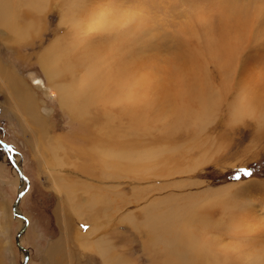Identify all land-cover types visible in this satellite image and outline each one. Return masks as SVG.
<instances>
[{"label":"rangeland","instance_id":"374dc122","mask_svg":"<svg viewBox=\"0 0 264 264\" xmlns=\"http://www.w3.org/2000/svg\"><path fill=\"white\" fill-rule=\"evenodd\" d=\"M68 2H43L40 13L23 5L19 22L32 23L38 31L32 36L34 31L30 30L31 38L27 40H19L0 27V264H104L97 252L81 244L90 232L92 239L111 244L112 255L129 264H204L170 260L161 247H153L144 226L145 212L149 204L160 200L161 204L167 200L166 206L175 210L182 205L184 209L199 207L205 202L201 206L204 208L200 207L201 218L207 225L206 235L218 247L234 248L233 244H241L250 251L264 247V0L236 1L250 18L241 29L233 24L225 26L230 38L227 41L226 37L225 42L231 53L227 54V65L226 61L214 58L209 43L211 36L205 26L207 17L217 22L222 8L229 3L227 0H93L94 7L120 12L119 18L125 25L123 32L131 28L128 17L135 15V28L141 34H137V45L134 43L131 49L136 51L142 74L157 76L153 88L141 91L152 103L145 108L139 103V121H146L136 131L129 126L130 114L121 117L122 109L116 105L114 96H108L106 110L97 105L91 108L89 117L79 118L66 111L58 95L50 89L51 84L38 62L52 42L62 39V45H70L67 47L68 57L72 56L69 71L59 79L68 84L73 82V77L85 74L88 66L84 64L86 57L82 50L75 48L74 38L92 37L93 47L104 45L102 36L94 35L92 30L93 14L88 18L90 27L84 35L77 34L79 37L62 25L61 17ZM85 6V11L90 13L93 6ZM218 26L214 24L216 29ZM82 41L81 48H85L86 41ZM123 58L128 59L129 55ZM188 61L194 68H200L191 72ZM125 64L132 63H120L121 67ZM90 71L93 76V70ZM193 73L200 74L198 80L206 89L203 94L209 99L210 112L202 115L201 120L194 119L202 109L199 99L195 100L197 89H192L185 106L191 113L197 110L193 112L196 116L192 114L197 121L191 120V116L188 120L180 116L179 120H165V115L172 116L175 109L169 106L161 116L160 107L169 103L177 105L183 90L189 92ZM10 74L25 81L32 90L36 97L35 117L11 84L14 77ZM104 79H107L105 86L111 89L117 84L116 79L108 80L106 76ZM239 102L253 116L245 111L242 115ZM233 103L238 108H233ZM105 112L119 127L114 125V129ZM53 139L61 140L65 146L60 156L67 165L60 172L47 161ZM107 141L113 147H119L121 142L123 147L138 144L140 149L163 147L165 152L155 159L156 169H142L139 174L124 171L117 173L118 179L106 173L104 161L90 151ZM61 179L75 187L73 205L57 188ZM100 194L109 197L108 210L106 205L90 208V197ZM208 197L212 202L219 197L220 204L208 205ZM173 202V206L169 205ZM73 207L81 210L79 215ZM192 215L189 213V217ZM230 216L237 228L230 227ZM230 255L234 257L236 253ZM220 260L223 258L219 257Z\"/></svg>","mask_w":264,"mask_h":264},{"label":"bare ground","instance_id":"6f19581e","mask_svg":"<svg viewBox=\"0 0 264 264\" xmlns=\"http://www.w3.org/2000/svg\"><path fill=\"white\" fill-rule=\"evenodd\" d=\"M48 1L47 0H0V27L3 30H5L6 33H10L11 35H13L19 40H27L31 38L30 30L34 31L32 36H34L35 34H38L36 33L38 31L34 30L36 28H33L34 25L31 26L32 23L21 25V23L19 22V19H20L19 10L23 7V5H26L38 11L40 10L41 4L43 2L47 3ZM236 1L237 0H227V2L229 3H227L222 8V11L219 13L220 16L217 17V22H215L219 24L217 29L214 27L215 23L213 19L211 20L210 17H207V23L205 25L207 32L210 33L208 34L211 36L210 38L211 42L209 43L212 45V51H213L214 58L218 61L219 60L226 61V62L223 61L226 65L229 64V61L227 63V60H228L227 57L231 53L225 42V39L228 35L227 30L225 29V26L233 24V26H235L236 28L241 29L243 26L246 25V23L249 21V18H250L249 16H247V13H244L245 10L239 7ZM68 4L69 6H66V9L63 12L62 17H61L62 25H65L70 31H73L72 33L76 34V37H79L77 36V34L82 35L83 33L84 35L85 31L90 27L88 18L90 14H93L94 20H95V28L92 30L95 33L94 35L98 33L102 36L103 38L102 44L104 45H101L99 48H95L92 45L94 42V41L93 42L91 41L92 37L86 36L87 37L86 39L85 38L84 39L74 38L76 40L75 41L73 37L71 36L72 39L75 41V42L73 41V43H75V46H76L75 48H77L80 51L82 50V52L84 53V57H86L84 59L85 60L84 64H88V66L84 70L85 74H83L82 72L83 75L80 73L78 77L77 76L73 77V80H72L73 82L69 81L70 83L68 84L67 82L65 83L63 81L61 82L59 79L66 72L69 71L68 62H70L69 57L71 55L68 57L69 48L67 47L70 45L68 46L62 45V39H56L54 42H52L46 48V50L39 56L40 58L38 62L46 78L51 84L50 89L53 90V92L56 95H58L61 106L66 111H68L72 116H76L79 118L89 117L91 108H96L97 105L103 106V108L106 110L107 106H104V104L107 102L108 96H114L116 97V100L118 102V104L116 105H118L122 109L121 117L123 114L125 115L130 114L131 121L129 123V126H131L132 130L136 131L137 130L136 128H138L141 125V122L146 121L143 119L142 121H139V117L141 118L140 116L141 113L139 109L141 105L139 103L141 102L144 108L146 106H149L152 103L150 97H146L147 96L146 93L145 92L143 93L141 91L142 90L149 91L151 87L153 88L155 83L157 82L156 81L157 76L156 77L155 76L145 77V73L142 74V72L139 69L140 65L136 62L138 60L136 51L134 52L132 50L133 48L131 49V46L134 43L137 45V42H138L137 34L139 33L141 34V32L138 33V31L135 28V23L133 21L135 15L131 13L134 16L128 17L127 22L131 28L128 27L129 30H127L126 29L127 26H126L125 28L126 30L125 32H123L122 28L125 25L122 24L123 19L120 20L121 18H119V16L121 15H119L120 12L119 14L117 13L118 10L114 9L115 12H113L112 10H105L100 6L94 7L93 0H69ZM85 5L93 6L91 7L92 10L88 8L90 10V13H88V11L87 12L85 11L86 10ZM242 8H245V7H242ZM41 9H43V5ZM128 10L130 11V9ZM38 13H40V11H38ZM86 14L88 17L86 16ZM121 24L123 26H121ZM201 33L203 32L201 31ZM227 38L228 39L226 40L228 41L230 38L229 37ZM140 39L141 41L143 40V38H140ZM82 40L86 41L85 48H81V42H83ZM142 43L143 44L145 43L144 40L142 41ZM126 47H127V50L125 49ZM126 54L129 55L128 59L123 58L124 55ZM70 58H72V56ZM127 62L132 63V64L131 65L125 64L123 65V67H121L120 63L122 64V63H127ZM188 63L189 65L190 64L192 65L190 68L191 72H195V68H200L198 66L194 68L191 61H188ZM92 65L96 69H99V71L93 69ZM2 67L4 68V66ZM90 69L93 70V73H94L93 76H92V72L90 71ZM72 70L74 71V69ZM138 71L141 72V75H138ZM5 72H4V75H5ZM13 75L10 74V76H13ZM105 76L108 78V80L116 79L114 81H116L117 84H115L112 89L110 87L105 86L106 82L104 80L107 81V79H104ZM183 76H185V74ZM192 76L194 80L191 84V88L189 89V92L187 93V90L185 88L183 90L182 95L179 96L178 94L179 97L177 98V102H178L177 105L174 106L172 105V103H169L167 107H163V106L160 107V109L163 111L161 116H164L165 111L169 106H173V108L175 109V114H173L170 117H167L165 115V118H166L165 120H167V118H170V119L175 118L179 120L177 118L178 116H180L179 117L180 119L188 120L190 116L192 117V114L196 116V114L193 112L195 111L197 112V110L193 109L191 113L190 109L185 106V103H187L186 102L187 99H190V92L193 91L192 89H197V92L195 93L194 91L193 93H195L194 96L197 97L195 100L199 99L201 109H202V111L198 112V115L196 116L198 118H194V119L201 120L202 115H204L208 111L210 102H209V99L204 95L205 94L204 91L206 89L205 90L203 89L204 86L201 87L200 81L198 80L200 78L199 77L200 74L193 73ZM182 77L180 79H182ZM12 79H10L12 83L11 81H8V82H10L12 85L14 84L16 88L15 90H17L19 95L24 99L26 109L30 112V114H32L33 117H35L36 116V109H35L36 104H35L34 99L36 97L31 93L32 90H30L29 85L25 81H21L17 77H14ZM183 79L181 80L182 82H184ZM110 84H113V83H110ZM137 85L139 87H137ZM163 86H165V84ZM11 88L13 87L11 86ZM191 97H193V95ZM126 103H129V104L133 103V104L128 105ZM135 104L138 106L136 107ZM240 104L237 106L238 107L242 106L241 110L238 109L241 112V114L243 111L247 113L250 112V111H247L248 109L245 110V108H243L242 103ZM235 105L236 103L232 105L233 108H238L237 106L235 107ZM107 112L104 113V116L108 119V121L111 124H113L112 126H114L115 125L114 120L112 119V116ZM248 115H251V114L248 113ZM237 116H241V115L237 114ZM142 117L144 119L147 118L144 116ZM193 117L191 120H194ZM197 120H194V121H197ZM203 121H200V122H203ZM163 123L164 122H162V124ZM40 124H43V121ZM115 126H118V124H116ZM115 126H114V129H115ZM134 135L136 134L134 133ZM101 139H105V138L103 137ZM53 141L50 142L51 144L49 145V148H48L49 150H48L47 161H48L49 166H51V168H55L58 172H60V171H63V168L66 166V163H64L63 161L64 158L60 156L61 154L60 152H62L63 150L65 151L64 149L65 146L62 145V142L59 139L58 140L53 139ZM102 144L103 145L98 146V147L94 146L90 151L95 154H98L101 157V159L104 161L105 170H110V171L113 170L112 172L113 174H117V173L122 174V172L124 171H126L127 173H132V174L138 173L139 174V172L142 169L151 171L153 170V168H155V166H157V162L155 161V159H157L158 156L161 157L163 153L165 152L163 147H160V148L158 147V150H154V149H149L147 147H143L140 149V146L138 144L130 146V147H126V146L123 147L121 142H119V147L111 146L108 143V141L106 143L102 142ZM17 167L19 170H21L19 166ZM112 173L110 175H112ZM117 177L118 179L120 178L119 176ZM64 181L63 179H61V182L57 183V188L61 194H64L67 197L69 203L73 205L74 199L76 197L75 187L72 183L66 182L65 179ZM221 193L222 192H220V194ZM221 196L223 197V195ZM90 198H91V200L89 201L90 202L89 206L91 205L90 208L96 209L100 207V205L105 204L108 201L109 197L106 194H103V195L100 194L97 196L94 195ZM208 198L210 200V197ZM218 199L219 197L215 198L216 200L215 202H219ZM161 201L162 200H160V202H158L157 204L156 203H153L151 205L149 204L150 206L148 205L149 207L148 206L146 207V212H145L146 213V220H145L146 225L144 226H146V228L149 231L148 233L150 235V238H151L150 241H152L151 243L153 244V247L155 248L161 247L164 253L167 252L165 255L170 260L174 259L177 261H184L185 263L187 262H194V263L201 262L202 263L203 262L204 264H236V263L237 264H264V247H257V248H254L252 251H250L251 249L248 248L247 244H246L247 247H242L241 244L239 246L236 244H233L234 248H231L232 246L218 247V245L215 243V240H211L209 234L206 235L207 225L202 220L201 218L202 211H200L201 208H204V206L203 207L201 206L206 204L205 202L199 207H187V209H184V207H182L184 205H182L181 207L178 206L175 210V209H172L166 206L167 200H165V203L163 204H161L162 203ZM211 202L212 201L210 200L208 202V205H212V203L215 204V202H212V203ZM174 204L175 202H173L172 204L170 203L169 205L173 206ZM179 204H182V203H179ZM218 204H220V202ZM73 211L77 215H79L81 212V210L74 208V207H73ZM189 213H193V215L189 217ZM196 219H198L199 222L198 221L196 222L195 221ZM229 225L230 227L231 226L235 227V225L232 222V216L229 217ZM87 236H88V239L81 242L82 246L87 250H92V251L97 252L100 258L103 260L104 264H129L127 261L123 260L122 258H119V256L117 257V256L112 255L111 248H110L111 244L110 246H108V244L101 239L99 240L93 239L95 243L94 242L91 243L89 239L93 236V232H90ZM231 250H235L238 252H230ZM213 253H217V254H213ZM231 253L233 255L234 253H236V256L232 257L230 255ZM117 255L119 254L117 253ZM218 256L222 257L223 260L219 261ZM192 257L196 258V260H192L191 259Z\"/></svg>","mask_w":264,"mask_h":264},{"label":"crops","instance_id":"0c3cea01","mask_svg":"<svg viewBox=\"0 0 264 264\" xmlns=\"http://www.w3.org/2000/svg\"><path fill=\"white\" fill-rule=\"evenodd\" d=\"M63 161H64V160H63ZM64 163H65V162H64ZM64 165H65V164H64ZM66 165H67V164H66ZM109 171H110V170H106V173H110V174H111V173L113 172V170L110 171V172H109ZM113 175L116 176V177L118 176L117 174H116V175H115V174H112V175H110V176H113ZM105 205H106V207H107V204H106V203L103 204V205H100V206H101V207H104ZM107 209H109V206L107 207ZM89 241H90L91 243H92V242L95 243V241H93L92 237L89 239Z\"/></svg>","mask_w":264,"mask_h":264},{"label":"water","instance_id":"95a60500","mask_svg":"<svg viewBox=\"0 0 264 264\" xmlns=\"http://www.w3.org/2000/svg\"><path fill=\"white\" fill-rule=\"evenodd\" d=\"M7 148V146H5ZM17 167V166H16ZM19 200V199H18ZM18 202V201H17ZM15 208H17V204L15 205ZM24 264H27V262H25Z\"/></svg>","mask_w":264,"mask_h":264}]
</instances>
